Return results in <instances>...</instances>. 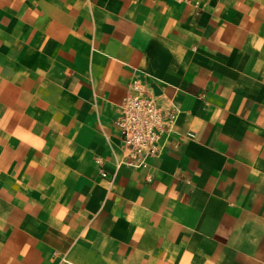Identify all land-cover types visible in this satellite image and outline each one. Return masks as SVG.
Masks as SVG:
<instances>
[{
    "label": "crops",
    "instance_id": "1",
    "mask_svg": "<svg viewBox=\"0 0 264 264\" xmlns=\"http://www.w3.org/2000/svg\"><path fill=\"white\" fill-rule=\"evenodd\" d=\"M133 81L178 110L143 169ZM0 264H264V0H0Z\"/></svg>",
    "mask_w": 264,
    "mask_h": 264
},
{
    "label": "built area",
    "instance_id": "2",
    "mask_svg": "<svg viewBox=\"0 0 264 264\" xmlns=\"http://www.w3.org/2000/svg\"><path fill=\"white\" fill-rule=\"evenodd\" d=\"M129 88L131 92L117 108L115 125L125 151L122 164L143 169L148 161L161 157L169 139L175 134L178 110L174 105L164 108L138 81H133ZM192 136L187 134V137ZM101 175L106 174L102 172Z\"/></svg>",
    "mask_w": 264,
    "mask_h": 264
}]
</instances>
